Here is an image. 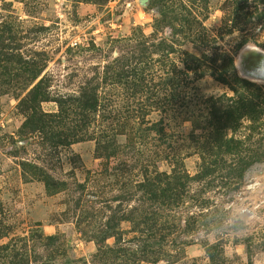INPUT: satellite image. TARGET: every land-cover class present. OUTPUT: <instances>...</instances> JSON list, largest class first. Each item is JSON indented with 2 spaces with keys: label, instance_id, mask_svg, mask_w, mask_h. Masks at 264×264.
Wrapping results in <instances>:
<instances>
[{
  "label": "rangeland",
  "instance_id": "1",
  "mask_svg": "<svg viewBox=\"0 0 264 264\" xmlns=\"http://www.w3.org/2000/svg\"><path fill=\"white\" fill-rule=\"evenodd\" d=\"M0 264H264V0H0Z\"/></svg>",
  "mask_w": 264,
  "mask_h": 264
},
{
  "label": "trees",
  "instance_id": "2",
  "mask_svg": "<svg viewBox=\"0 0 264 264\" xmlns=\"http://www.w3.org/2000/svg\"><path fill=\"white\" fill-rule=\"evenodd\" d=\"M232 61H231V63L233 64V59L232 58H230ZM233 67V66H232ZM234 68V67H233ZM223 73H225L224 71H223ZM37 78V76H34L32 79H36ZM238 78V77H237ZM219 79H221V80H223L224 82H226L227 84H229L231 87L232 86H236L237 85V81H235V80H233V78L231 77V76H229V77H224L223 75L222 76H219ZM238 81H242V82H244V83H247V84H250L249 82H247L246 80H241V79H239L238 78ZM43 84V81L40 83V84H38V86L36 87V88H34L33 90H32V92L30 93L31 95H33V98H34V96H35V100L36 99H38L39 97H42V99H46L47 97H46V95L43 93V92H41L40 91V89H41V85ZM245 105V104H244ZM247 106V105H246ZM228 110H230V109H227V111ZM227 118V121L228 120H233L234 118H232V117H230V116H228V117H226Z\"/></svg>",
  "mask_w": 264,
  "mask_h": 264
}]
</instances>
